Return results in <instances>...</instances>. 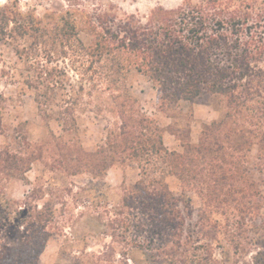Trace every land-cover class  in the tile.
<instances>
[{
    "label": "trees",
    "instance_id": "obj_1",
    "mask_svg": "<svg viewBox=\"0 0 264 264\" xmlns=\"http://www.w3.org/2000/svg\"><path fill=\"white\" fill-rule=\"evenodd\" d=\"M76 5L69 2L43 18L0 7V81L13 85L18 99L32 97L49 135L34 144L22 136L23 146L15 139L1 151L0 181L23 179L34 164H43L47 186L59 174H87L100 183L80 190L91 202L84 208L93 210L99 234L111 242L97 252L78 250L72 264H203V245L219 244L221 231L258 230L264 200V0H199L157 7L144 18L108 8L83 22ZM80 26L92 38L89 45L79 37ZM133 74L149 81L163 113L205 95L219 99L223 113L202 126L196 144L189 130L169 128L180 151L168 150L164 129L131 91ZM86 112L117 119L91 152L78 137ZM114 166L138 176L121 185L118 200L103 184ZM169 177L178 180L180 196L170 190ZM189 193L201 202L193 221L186 216ZM41 195L42 185L22 201L0 196V264H38L59 230L50 206L35 207ZM68 247L74 248L62 252Z\"/></svg>",
    "mask_w": 264,
    "mask_h": 264
},
{
    "label": "rangeland",
    "instance_id": "obj_2",
    "mask_svg": "<svg viewBox=\"0 0 264 264\" xmlns=\"http://www.w3.org/2000/svg\"><path fill=\"white\" fill-rule=\"evenodd\" d=\"M69 2L78 4L75 7L79 10L76 17L83 22L85 15L96 16L100 10L108 8L117 12L119 16L137 15L144 18L157 7L169 10L186 3L197 4L199 0H0V7L10 5L20 14L33 13L43 18L62 10ZM79 28L80 39L89 45L92 42L91 36L85 33L81 26ZM5 59L13 60L8 53L5 54ZM129 84L132 93L139 98L144 112L153 117L164 129L163 141L171 151H180V146L176 137L169 133V128L172 127L180 132L189 130V140L192 144H196L202 126L218 120L223 113L221 101L208 95L193 102H180L163 113L157 106L156 93L146 78L133 74ZM116 122L117 119L108 114L95 115L92 112L82 114L79 119L78 137L83 148L88 152L93 151L104 139L107 129L114 128ZM50 128L54 132L58 131L55 122L50 123ZM22 136H26L33 144L44 142L49 138L48 128L42 123L32 97L26 95L18 99L16 88L2 80L0 81V152L9 147L15 139L21 142L20 146H23V140L20 139ZM251 156L254 158L255 151ZM48 177L47 167L43 164H34L23 179L12 178L0 181V196L3 195L13 201H22L33 187L43 186V195L35 200V207L41 210L43 205L50 206L59 230L47 242L38 264H72L73 257L79 255L78 250L86 247L87 252H97L101 250L103 244H109L111 239L100 235L102 228L95 227L96 222L91 220L93 210L84 208L91 202L87 203L85 193L80 190L98 187L100 183L92 180L87 174L67 177L59 174L56 176V183L47 186L48 183L45 181ZM254 177L260 178L256 173ZM137 179L136 170L114 166L107 171L103 184L109 188L110 199L118 200L121 185L132 184ZM167 183L175 195H181L180 184L176 178L169 177ZM259 185L264 196V180ZM48 190H50L49 195H47ZM188 196L192 198V203L186 216L191 217L193 221L201 208V202L193 193H189ZM257 225L258 230L246 227L237 230L236 227H232L225 235L221 231L217 237L220 245L215 242L211 248L203 245L200 252L204 260L202 263L264 264V200L261 204L260 222ZM89 231L93 233H87ZM256 232L263 233V237L259 239L255 235ZM67 245H73L74 248L68 247L63 253V247Z\"/></svg>",
    "mask_w": 264,
    "mask_h": 264
}]
</instances>
